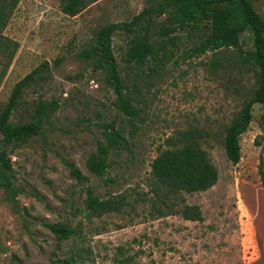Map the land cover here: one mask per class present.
Returning <instances> with one entry per match:
<instances>
[{
	"label": "rangeland",
	"instance_id": "obj_1",
	"mask_svg": "<svg viewBox=\"0 0 264 264\" xmlns=\"http://www.w3.org/2000/svg\"><path fill=\"white\" fill-rule=\"evenodd\" d=\"M157 1L82 0L70 16L62 11L67 0H19L0 31V112L31 73L11 121L42 119L26 142L4 146L0 135V264H264V104L253 107L240 162L225 151L226 128L257 87V70L233 53L254 47L251 32L227 42L215 68L211 52L196 55V34H163L168 14L155 16L149 42L158 58L138 68L124 58L129 34L117 29L115 60L139 112L131 117L116 106L98 32ZM252 1L264 16V0ZM3 37L16 43L8 67ZM190 126L209 133L204 146L219 179L162 203L152 163L161 149L181 146L168 139ZM117 130L129 147H110L100 177L89 160ZM73 167L86 179H76ZM91 195L122 199L90 216ZM185 205H199L203 220L185 219ZM49 223L75 232L58 237Z\"/></svg>",
	"mask_w": 264,
	"mask_h": 264
},
{
	"label": "trees",
	"instance_id": "obj_2",
	"mask_svg": "<svg viewBox=\"0 0 264 264\" xmlns=\"http://www.w3.org/2000/svg\"><path fill=\"white\" fill-rule=\"evenodd\" d=\"M18 3L19 0H0V31L5 28ZM81 3L82 0H67L62 11L67 15L76 16L81 12ZM163 14H168V17L166 24L161 27L162 33L171 35L176 31L193 32L198 38L194 46L196 55L211 52L216 56L212 60L215 68L222 60L221 54L228 50L226 43L246 30L251 32L254 47L233 52L236 53L237 61L257 70V87L250 92L249 98L226 128L225 151L229 160L238 164L242 157L241 136L248 130L253 120V107L257 103L264 104V16L257 12L252 0H158L156 4L145 7L130 21L111 23L101 28L97 35L99 60L106 65L110 74L117 94L116 106L131 117L137 115L139 110L133 104L131 89L122 78L115 60L113 34L120 28L129 34L124 58L128 65L142 68L150 56L158 58L159 49L150 44L149 37L156 25L155 16ZM3 38L6 41L5 50L7 47L8 52L7 61L3 64L8 67L15 56L16 43L6 37ZM161 47H166L165 42L161 43ZM31 77L30 73L15 85L8 104L0 112V135L4 146L26 142L41 129V118L20 123L11 121L12 113ZM113 126L111 124V128ZM208 136L207 130L198 126L178 130L168 140L172 144L180 143L181 146L161 149L158 153L152 163V175L155 193L162 203L166 204L183 192L206 191L217 183L218 169L204 146ZM108 137L110 145L100 144L97 153L89 160L92 171L100 177H104L107 169V154L110 147H129V140L118 130L109 133ZM260 173L264 185L263 167L260 168ZM71 174L78 180L86 179L76 167L72 168ZM120 199L122 198L101 199L91 195L87 209L90 216L102 215L113 210ZM181 213L188 220H203V212L199 205H185ZM46 226L61 238H69L75 232L73 228L60 223H49Z\"/></svg>",
	"mask_w": 264,
	"mask_h": 264
}]
</instances>
